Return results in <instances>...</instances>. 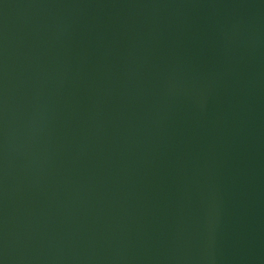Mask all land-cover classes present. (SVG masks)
<instances>
[{"label": "water", "instance_id": "95a60500", "mask_svg": "<svg viewBox=\"0 0 264 264\" xmlns=\"http://www.w3.org/2000/svg\"><path fill=\"white\" fill-rule=\"evenodd\" d=\"M0 264H264V0H0Z\"/></svg>", "mask_w": 264, "mask_h": 264}]
</instances>
